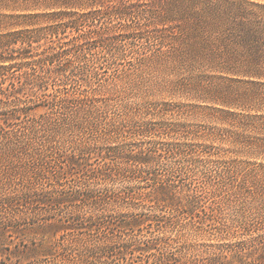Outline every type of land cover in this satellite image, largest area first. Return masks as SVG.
Returning <instances> with one entry per match:
<instances>
[{"label": "trees", "instance_id": "1", "mask_svg": "<svg viewBox=\"0 0 264 264\" xmlns=\"http://www.w3.org/2000/svg\"><path fill=\"white\" fill-rule=\"evenodd\" d=\"M53 5L63 11L0 15V214L12 211L19 220L26 217L18 213L40 207L66 211L46 222L60 228L59 239L27 264H142L135 256L142 252H148L145 264H264V233L218 245L200 257L176 250L175 239L165 234L180 214L195 208L197 197L179 196L176 184L159 173H179L167 154L183 150L172 142L160 147L150 136L155 128L142 125L130 132L139 135L136 147L130 136L98 152L57 139L63 128L73 132L94 120L95 94H71L68 81L87 76L90 70L75 64L92 52L94 42L106 40L104 34L115 39L114 24L98 30L90 24L101 16L147 27L171 62L246 79L264 108V0H57ZM78 23H87L94 35L77 32L72 51L55 34ZM129 23L127 35L139 31ZM45 101L57 113L36 104ZM40 107L45 112L33 116ZM247 118L260 124L255 148L264 154V112ZM185 166L192 169L188 161ZM141 225L151 229L149 236L140 229L134 233Z\"/></svg>", "mask_w": 264, "mask_h": 264}, {"label": "rangeland", "instance_id": "2", "mask_svg": "<svg viewBox=\"0 0 264 264\" xmlns=\"http://www.w3.org/2000/svg\"><path fill=\"white\" fill-rule=\"evenodd\" d=\"M55 2L0 0V15L63 11L53 5ZM92 22L96 30L114 24L115 39L109 40L110 36L104 34L106 40L94 42L90 46L92 52L75 64L87 67L90 70L87 76L80 75L83 81L79 82L74 77L68 83L71 94H95L93 101L96 102H91L94 120L91 126L85 125L73 132H64L63 128L64 136L57 139L64 146L66 142L81 143L98 152L132 136L131 142L136 147L139 135H130V132L144 125L155 128L150 136L160 142V147H166L167 142L181 145L182 155L167 154L171 157L168 162L175 163L180 172L162 169L159 173L176 184L179 196L197 197L195 208L180 214L165 234L175 239L176 250H183L187 255L200 257L218 245L264 233V154L255 148L256 139L262 134L260 124L247 118L264 112L257 89L241 77H220L183 61L167 60L161 55L166 50L163 45L153 39L147 27L137 22L107 16L88 23ZM127 22L139 31L127 35L124 31ZM77 32L87 33L86 37L94 35L88 32L87 23H78L55 36L74 51ZM13 74L16 76L19 72ZM52 88L50 85L45 93H50ZM36 104L57 113L53 110L54 104L47 101ZM45 107L31 114L38 117L45 112ZM82 117L81 120L86 118ZM186 161L192 169L186 168ZM55 208L40 207L36 213H18L26 217L19 220L12 211L0 214V264H27L47 253L46 248L62 232L46 222L50 223L55 214L66 212ZM146 227H135L134 233L141 231L149 236L151 229ZM152 227L158 230L157 226ZM41 246L44 251L39 249ZM147 253H136L137 263L145 264Z\"/></svg>", "mask_w": 264, "mask_h": 264}]
</instances>
